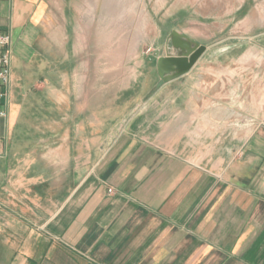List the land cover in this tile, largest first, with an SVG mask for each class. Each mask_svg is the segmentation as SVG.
Wrapping results in <instances>:
<instances>
[{"label": "crops", "instance_id": "obj_1", "mask_svg": "<svg viewBox=\"0 0 264 264\" xmlns=\"http://www.w3.org/2000/svg\"><path fill=\"white\" fill-rule=\"evenodd\" d=\"M99 1L115 21L146 12L141 74L157 72L173 31L207 50L146 101L92 104L133 86L78 83L50 1L0 0L13 38L1 264H264V0ZM187 140L227 143L189 153Z\"/></svg>", "mask_w": 264, "mask_h": 264}, {"label": "rangeland", "instance_id": "obj_2", "mask_svg": "<svg viewBox=\"0 0 264 264\" xmlns=\"http://www.w3.org/2000/svg\"><path fill=\"white\" fill-rule=\"evenodd\" d=\"M49 1L52 6L50 11L52 33L50 32V35L57 36L55 31L58 28L59 40L57 42L59 45L56 51L59 58H63L65 53L72 54L74 52L77 54L76 57L79 60L75 63V68L79 69L78 83H83V74L85 73L88 75L85 78L86 83L89 82L91 85L96 86L107 85L108 90L112 88L126 89L133 86L129 92L124 93L110 91L102 94L92 92V104L102 102L104 95L107 102L129 100V106L150 98L153 94L151 92L160 77L159 74L157 75L158 71L154 72L152 76L140 73L148 67V63L143 56H147L148 52L152 50L150 46L143 44L148 32H150V29L146 27V12L122 13L120 14L121 19L115 21L109 18V14L105 16L104 8L100 7L99 0ZM142 1L134 0L132 4H135V8L138 7L140 10ZM102 10L103 12H101ZM138 46L143 48L138 50ZM167 51L176 52L172 44L169 45ZM83 55L87 62L85 70L90 69L85 72L82 67ZM205 72L208 75L212 73L211 69ZM60 83H63V81L60 80ZM94 113L95 110L92 109V122L95 118ZM112 117L114 116H108V122L112 120ZM184 143H186L187 152L194 153L214 146L221 148L227 142L187 140L182 142L181 147H184ZM239 143L233 142L234 147H237ZM0 257H2L1 253Z\"/></svg>", "mask_w": 264, "mask_h": 264}, {"label": "water", "instance_id": "obj_3", "mask_svg": "<svg viewBox=\"0 0 264 264\" xmlns=\"http://www.w3.org/2000/svg\"><path fill=\"white\" fill-rule=\"evenodd\" d=\"M170 40L176 52H168L158 59L157 71L160 79L151 94L166 82L188 73L207 50L206 45L189 41L177 31L172 32Z\"/></svg>", "mask_w": 264, "mask_h": 264}, {"label": "built area", "instance_id": "obj_4", "mask_svg": "<svg viewBox=\"0 0 264 264\" xmlns=\"http://www.w3.org/2000/svg\"><path fill=\"white\" fill-rule=\"evenodd\" d=\"M12 59V34L7 31H0V117L7 116L3 99L6 95V88L9 86L12 80Z\"/></svg>", "mask_w": 264, "mask_h": 264}]
</instances>
